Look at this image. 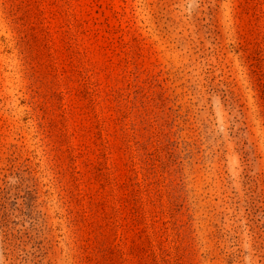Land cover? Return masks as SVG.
Listing matches in <instances>:
<instances>
[{
  "label": "rangeland",
  "instance_id": "rangeland-1",
  "mask_svg": "<svg viewBox=\"0 0 264 264\" xmlns=\"http://www.w3.org/2000/svg\"><path fill=\"white\" fill-rule=\"evenodd\" d=\"M0 264H264V0H0Z\"/></svg>",
  "mask_w": 264,
  "mask_h": 264
}]
</instances>
